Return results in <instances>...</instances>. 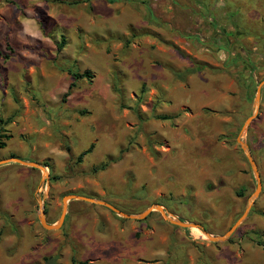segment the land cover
Masks as SVG:
<instances>
[{
	"label": "rangeland",
	"instance_id": "1",
	"mask_svg": "<svg viewBox=\"0 0 264 264\" xmlns=\"http://www.w3.org/2000/svg\"><path fill=\"white\" fill-rule=\"evenodd\" d=\"M263 79L264 0H0V161L44 169L0 165V264H264ZM246 121L262 187L224 242L80 200L39 221L78 195L222 235L256 189Z\"/></svg>",
	"mask_w": 264,
	"mask_h": 264
},
{
	"label": "water",
	"instance_id": "2",
	"mask_svg": "<svg viewBox=\"0 0 264 264\" xmlns=\"http://www.w3.org/2000/svg\"><path fill=\"white\" fill-rule=\"evenodd\" d=\"M264 86V79L258 84L257 88H256V95H255V101L258 102L260 95H261V89ZM257 110H258V105H257ZM254 116H252L253 118ZM251 120V118L248 119V121ZM247 121L246 123L243 125L240 134L237 138V142L239 143L242 152L245 155L246 160L248 161L251 170L254 173L255 179H256V189L255 191L252 193V195L248 198L247 200V206L246 209L244 211V213L238 218V220H236V222L230 226L228 228V230L219 236H212L210 235L201 225L199 224H194L192 222H183L181 220H172L170 218L167 217L166 212L164 210V208L158 204H155L151 207H149L147 210L143 211L142 213L138 214V215H131V214H127L125 212H122L121 210H119L118 208H116L115 206H113L112 204H109L105 201L102 200H97V199H93V198H88V197H84V196H78V195H67L63 198L62 200V212L60 215V218L58 220L57 223L55 224H48L46 222L45 219V211L43 209V206L40 205L39 207V221L41 223V225L48 229V230H55V229H59L62 224L63 221L65 219V215H66V210H67V201H71V200H80V201H85V202H89L92 204H96V205H100L104 208H107L108 210H110L111 212L126 218V219H131V220H142L144 218H146L153 210H157L158 212H160L171 224L182 227V228H199L206 236L207 238L211 241V242H224L226 241L237 229V227L240 225V223L243 221V219L247 216L249 210L251 209V207L254 205L256 198L259 195V192L261 190L262 187V182H261V177H260V173L258 171V167L256 162L253 160L252 155H251V151L249 146L242 140H240V135L242 134L243 130H245L247 128ZM15 163V164H19V165H24V166H29L31 168H38L43 170V167L40 166L37 163H33V162H25L21 159L18 158H11L8 160H3L0 161V165H3L5 163ZM41 202V200H39V203Z\"/></svg>",
	"mask_w": 264,
	"mask_h": 264
},
{
	"label": "trees",
	"instance_id": "3",
	"mask_svg": "<svg viewBox=\"0 0 264 264\" xmlns=\"http://www.w3.org/2000/svg\"><path fill=\"white\" fill-rule=\"evenodd\" d=\"M75 3H77V2H75ZM62 42H63V41H62ZM62 42H61V45H62ZM61 45H60V46H61ZM60 46H59V47H60ZM59 49H60V48H59ZM77 77H88V78H89V77H90V73H89L88 71H85V72H83L81 75L74 74V73L72 74V78H73V79H76ZM73 86H74V83H71L70 86H69V88H68V91L63 95L62 101H64L65 98L69 95L70 90L72 89ZM1 139H5V140H7V139H8V135H7V134H0V150L3 149V148H5V146H6L5 142L2 141ZM92 148H93V145H91V146L89 147V149H88L85 153H82V154L79 156L78 160H80V158H81L83 155H85V154L91 152ZM45 166H47V165H45ZM106 166H107V164H103V166H101L100 169H104ZM237 195H238L239 197H241V196H242V192L239 191ZM262 215L264 216V212L262 213ZM54 261H55V257H54V258H51V257H46V258H44V264H55ZM71 261H72L73 264H74V263H78V264H90L88 261L77 262L74 258H72Z\"/></svg>",
	"mask_w": 264,
	"mask_h": 264
},
{
	"label": "crops",
	"instance_id": "4",
	"mask_svg": "<svg viewBox=\"0 0 264 264\" xmlns=\"http://www.w3.org/2000/svg\"><path fill=\"white\" fill-rule=\"evenodd\" d=\"M215 142L219 145L220 143H223V142H221V140L220 139H218L217 137L215 138ZM220 140V141H219ZM232 161H234L233 163L235 164V166H236V168H237V174H238V178L239 179H241V181H247L248 180V177L246 176V175H244V173H243V171H244V166H243V164H242V162H240V160L238 159V158H236L235 157V159H233ZM222 162H225L226 163V161L224 160H222ZM222 166H224V163L222 164ZM225 171L223 170V172H222V174H223V177L224 178H228V176L229 175H224L225 173H224Z\"/></svg>",
	"mask_w": 264,
	"mask_h": 264
},
{
	"label": "bare ground",
	"instance_id": "5",
	"mask_svg": "<svg viewBox=\"0 0 264 264\" xmlns=\"http://www.w3.org/2000/svg\"><path fill=\"white\" fill-rule=\"evenodd\" d=\"M44 170V169H43ZM194 228V227H193Z\"/></svg>",
	"mask_w": 264,
	"mask_h": 264
}]
</instances>
